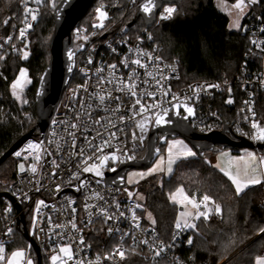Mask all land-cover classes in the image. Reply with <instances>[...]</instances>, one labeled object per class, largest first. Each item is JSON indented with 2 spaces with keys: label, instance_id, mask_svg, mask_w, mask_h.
<instances>
[{
  "label": "built area",
  "instance_id": "built-area-1",
  "mask_svg": "<svg viewBox=\"0 0 264 264\" xmlns=\"http://www.w3.org/2000/svg\"><path fill=\"white\" fill-rule=\"evenodd\" d=\"M60 1L20 2L21 18L13 14L6 20L12 28L0 41V71L11 55L27 49L29 33L43 7L55 9ZM127 1L131 6L138 4V0ZM259 2L245 0L243 6L242 20L246 17V21H241L239 28L248 37L249 49L237 78L223 75L222 79L188 83L183 82L179 63L165 57L151 30L131 35L125 26L108 28L109 7L99 5L91 30L82 31L81 41L87 47L76 64L80 82L68 85L46 131L25 141L15 151L21 152L20 157L12 154L17 175L9 193L15 202L1 196L0 256L5 258L16 229L22 228L38 245L42 262L56 255L58 264H120L130 254H138L165 259L169 264H195L185 253L192 245L189 239L193 241L190 228L177 229L175 225L170 236H163L148 221L144 203L125 196L123 187L109 184L105 178L121 164L140 158L155 118L173 111L177 102L195 105L198 114L191 119V126L200 133L228 127L231 137L264 143L254 138L264 128L259 110L264 104L263 65L256 69L249 64L264 59V15L254 11ZM169 7L175 9L170 18L174 16L177 6L166 4L160 20L170 19L162 18ZM97 9L106 15L101 17ZM137 59L139 65L133 63ZM253 120L258 124L256 129L252 128ZM21 163L23 172L19 170ZM92 164L101 175L95 170L83 171ZM202 202L198 201V210L206 211ZM261 206L264 208V197ZM61 247H69V254L60 252ZM31 249L34 247L28 241L29 255ZM118 250L125 255L121 257Z\"/></svg>",
  "mask_w": 264,
  "mask_h": 264
},
{
  "label": "trees",
  "instance_id": "trees-1",
  "mask_svg": "<svg viewBox=\"0 0 264 264\" xmlns=\"http://www.w3.org/2000/svg\"><path fill=\"white\" fill-rule=\"evenodd\" d=\"M22 0H0V41L12 28V23L5 21L10 15L21 18ZM108 5L111 18L108 28L124 27L131 35L144 29L152 31L156 41L162 45L165 57L177 61L183 73V82L193 80L222 79L223 75L234 80L241 73L245 54L249 49L247 35L242 30L229 28V17L221 11L214 0H161V9L156 20H148L138 4L131 6L127 0H103ZM234 3L237 0H226ZM103 2V3H104ZM95 1L91 10L97 8ZM175 4L174 16L160 20L163 6ZM83 18V22L92 11ZM256 13L264 15V0L254 6ZM54 9L44 6L41 15L28 36L29 56L23 57V51L13 54L2 65L0 71V157L7 152L37 120L35 91L40 75L50 60V38L54 30ZM246 21V17L242 23ZM90 25L92 22H86ZM81 27V26H80ZM79 27V29H80ZM89 31V30H88ZM77 31L74 33V40ZM81 41V39H80ZM76 42V41H75ZM77 43V42H76ZM23 47V44L21 45ZM84 52L77 55V64ZM263 60L250 61L256 69ZM22 66H26L32 78L25 91L26 103L17 100L10 90V85ZM3 73V74H2ZM74 80V82H73ZM80 82L74 72L70 84ZM238 92L240 90L237 89ZM264 98V92H261ZM264 117V104L259 105ZM37 134V133H36ZM164 146V145H163ZM162 146V149H163ZM204 154L181 159L169 177H164L162 184L155 178L144 181L141 190L145 194V215L147 210L154 217V225L160 233L171 235L179 211L177 203L170 198V192L182 186L189 196L197 201L206 194L211 197L214 206L219 205L221 212H213L206 219L201 216L194 219L195 228H190L193 236L192 245L185 253L192 257L195 264H255L257 257L264 256V182L249 185L236 194L235 186L227 175L205 158ZM4 167V168H2ZM17 162L12 156L0 164V193H9L11 184L16 179ZM2 197H0V207ZM1 222V218H0ZM27 244L28 240L22 228H17L14 240L6 248L5 264L8 254L16 247ZM30 256L35 264V251ZM43 264H45L43 259ZM120 264H169L165 259L152 260L138 254L130 256Z\"/></svg>",
  "mask_w": 264,
  "mask_h": 264
},
{
  "label": "water",
  "instance_id": "water-1",
  "mask_svg": "<svg viewBox=\"0 0 264 264\" xmlns=\"http://www.w3.org/2000/svg\"><path fill=\"white\" fill-rule=\"evenodd\" d=\"M95 1L61 0L54 9V30L49 42L50 60L40 75L35 91L36 124L0 157V164L12 156L25 141L36 133H44L49 126L76 70L77 55L87 47L85 42H75L74 33L81 26L83 18L89 13ZM161 5V0H159V5L155 13L152 14V18H146L155 21ZM186 107H191L194 114L188 116L185 111ZM197 114L195 105L188 102H177L174 104L173 111L159 114L163 117V122L157 124L155 122L157 117L155 118L147 137L145 155L142 158L123 163L115 171L107 173L106 182L118 187L126 186L128 171L150 167L161 154L162 146L168 143L169 138L181 137L185 139L201 155L207 150L216 149L218 145L230 148L235 152L245 148L264 151V143L255 144L245 138L229 136L227 134L228 127L210 134L196 131L191 126V119ZM1 196L9 197L15 202L13 196L8 192L0 193ZM16 206L20 208L18 203ZM25 236L34 247L37 264H43L41 251L27 230H25Z\"/></svg>",
  "mask_w": 264,
  "mask_h": 264
},
{
  "label": "rangeland",
  "instance_id": "rangeland-1",
  "mask_svg": "<svg viewBox=\"0 0 264 264\" xmlns=\"http://www.w3.org/2000/svg\"><path fill=\"white\" fill-rule=\"evenodd\" d=\"M214 1L217 7L228 15L229 28L232 30L239 29L237 27H233V24L237 19H239V24L241 25L242 17L244 14V12L241 14L240 10L234 7V5L238 2V0L234 3H230L226 0H214ZM103 2H104L103 0H98L97 7L101 5ZM104 3L106 5H111L112 7V3L110 2H104ZM158 5H159V0H155L154 5L150 4L149 0H138L139 10L144 15H146L147 18H150V19L152 18V14L155 13V11L157 10ZM145 6L150 8L149 13H146L143 11V8ZM95 16H96V9H93L91 15L83 22V25H81L79 31H77L76 33L75 41L77 43L82 42L80 41V39L83 37L82 31L90 30V25L88 27L86 22L87 23L93 22L95 20ZM29 44L30 42H27V45ZM25 53H27V57L29 56V51L24 49L23 51L24 58H25V55H24ZM262 65H263V72H264V59H263ZM21 69L26 70V77L21 78L22 83H23V89L20 92V99H17L16 96L14 95L13 96L20 102L27 103L29 99L25 97V91L27 87L31 84L32 78L26 66H22L20 68L19 72L14 77L12 83L17 78H19V73ZM11 85H10V90H11V93H13V89ZM187 149H191L195 153V155L198 154L196 150L185 139L181 137L169 138L168 143L163 146L161 154L158 156V158L155 160V162L150 167L146 169H132L128 171L127 176H126V186L123 187L124 195L129 198L135 199L139 202H144L145 194L141 190L142 183L150 178H155L159 184H162V180L164 179V177H169L173 173L176 164L181 159L189 158L188 156L185 155V152ZM145 152H146V148L142 150L139 157L142 158L145 155ZM248 153L254 154L255 159L254 160L251 159L247 155ZM241 157H243L244 159L241 160L240 159ZM205 158L208 161H210L212 164H214L217 168H219L221 171H223L224 173L231 172L233 175L236 174L237 168H239L241 172H243L245 168V162H247L248 174L250 176L258 177L261 182L264 181V151H258V150L251 149V148H245L238 152H235L230 148H223L221 145H218L216 149L207 150ZM169 161H172V163L169 164ZM169 168H171V171H169ZM95 171H99V169L97 168ZM129 193H131V196L129 195ZM169 195H170L171 200L177 203V205L179 206L176 223L178 220H181L182 222V219H184V218H181L180 216L181 212L191 213V216L186 217V219L188 220V223H194L193 220L196 219L195 217L198 215L199 212L206 213L207 217L213 212H216L215 206L211 201L202 202L207 207L206 211H200L198 210V207H193V203L189 201L194 202L196 205H198V201L195 198L189 196L185 188L182 186L170 192ZM184 196H187L189 198V201H185ZM173 197L175 199H173ZM201 201H203V199ZM146 217L148 221L154 223V217L149 210H147L146 212ZM17 251H22L24 253L22 257L16 258L18 261V264H27L29 260L32 262V264H35L33 257L28 254L27 244L14 248L8 254L7 259L5 260V264H8V261L10 259H13L12 254ZM0 257H3V255H1ZM4 259L5 258L3 257V260ZM259 259H264V256L257 257L255 260V264H257V261ZM44 262L45 264L53 263V261L50 258L49 259L45 258ZM55 264H58V260L55 262Z\"/></svg>",
  "mask_w": 264,
  "mask_h": 264
},
{
  "label": "snow or ice",
  "instance_id": "snow-or-ice-1",
  "mask_svg": "<svg viewBox=\"0 0 264 264\" xmlns=\"http://www.w3.org/2000/svg\"><path fill=\"white\" fill-rule=\"evenodd\" d=\"M154 2H155V0H149V3L150 4H153L154 5ZM256 2H257V0H251V3H253V4L256 3ZM244 4H245V0H238V2L234 5V7L236 9H239L240 10V13L242 14L243 13V6H244ZM97 11H98V13H99V15L101 17H104L106 15L104 12L100 11L99 9H97ZM143 11L146 12V13H149L150 12V8L147 7V6H145L143 8ZM165 11L167 13V16H164L162 18L167 19V18H170V16L175 11V9L169 7L167 9H165ZM32 19L35 20L36 19V16L35 15H32ZM5 23H7V21H5ZM102 26L103 25H101V27ZM233 27H237V28L240 27L239 19H237L234 22ZM23 34L24 33H23V30H22L21 31V36H23ZM24 55H25V58H27V53H25ZM133 63L139 65L141 62H140L139 59H137V60L133 61ZM113 67H115V66H113ZM25 77H26V70L25 69H21V71L19 73V78H17L12 83V85H11V87L13 89V93L12 94L14 96H16L17 99H20V92L23 89V83H22V79L21 78H25ZM209 87H213V86H209ZM197 91H199V89H197ZM133 94H135V93H133ZM103 99H104V97H101V100H103ZM228 102L231 103V100H229ZM137 103L139 104L140 101L137 100ZM144 110L145 109H144V107L142 105L141 106V111H144ZM185 111L187 112L188 116H191V115L194 114L193 113V109L191 107H186L185 108ZM185 118H187V117H185ZM245 119H248V117H245ZM155 122L157 124L162 123L163 122V117L160 116V115H158ZM73 127H75V125H73ZM141 127H142V125H141ZM257 127H258V124L253 120V122H252V128L253 129H256ZM254 138L255 139H259V140H264V128H261L260 129V132ZM141 139H142V137H141ZM29 147L31 148V145ZM14 155L16 157H20L22 154H21V152L17 151V152L14 153ZM185 155L188 156V157H191V156H194L195 153L191 149H187L186 152H185ZM247 155L251 159H253V160L255 159L254 154L248 153ZM26 158L27 157H25V159ZM113 158H115V157H113ZM89 159H91V157H89ZM103 159H104V161H107L109 159V157L108 156H105ZM240 159L243 160L244 158L241 157ZM171 163H172V161H169V164H171ZM97 167L98 166L96 164H92L90 167H88V166L84 167L83 171L84 172H91L93 170H96ZM19 170L21 172H23L25 170L23 163H21L19 165ZM32 171L33 172L36 171V168L34 166L32 167ZM169 171H171V168H169ZM53 175H55V174H53ZM96 175L99 176V175H101V173L99 171H96ZM225 175H227L229 177V179L232 181V183L235 185V191H236V194L237 195H239L241 193V191L243 190L244 187H247L249 185L259 184L261 182L258 177L250 176L248 174V171H247V162H245V168H244V171L243 172H241V170L239 168H237V171H236V174L235 175H233L231 172H226ZM77 178H78V176H77ZM57 187H59V186H57ZM129 195L131 196V193H129ZM173 199H175V198L173 197ZM202 199H203V202H209V201H211V197L208 196V195H206V194L203 196ZM184 200L185 201H189V198L187 196H184ZM189 202L193 203V207H198V205H196L194 202H192V201H189ZM40 203L42 204L43 201H41ZM138 207H139V205H138ZM215 210H216L217 213H220L221 212L220 206L219 205H216L215 206ZM180 216H181V218H184V219H182V222H181V220H178L177 221V223H176V228L177 229H180L182 226L185 227V228H195L196 227L194 223H188V220L186 219V217L191 216V213L181 212L180 213ZM201 216H203L205 219L207 218L206 213H204V212H199L198 215L195 218L196 219H199ZM111 218L112 217H108V219H111ZM34 222H35V218H34ZM73 227H75V225H73ZM9 231H11V229H9ZM260 231L261 232H264V228L260 229ZM188 243L189 244L192 243L191 239H189ZM2 251H3V249L0 248V252H2ZM59 251L62 252V253H64V254H66V255H68L69 252H70V249H69V247H61L59 249ZM160 251H163V249H161ZM118 253H119V255L121 257H123L125 255V253L123 251H120V250H118ZM156 254L159 255L160 252L158 251ZM12 255H13V259H10L8 261V264H18V261H17L16 258L22 257L24 255V253L22 251H17L15 253H13ZM68 258L71 259V256L69 255ZM0 259H3V257H0ZM51 259L53 261V264H55V262L59 259V256L54 255V256L51 257ZM27 264H32V262L29 260L27 262ZM257 264H264V259H259L257 261Z\"/></svg>",
  "mask_w": 264,
  "mask_h": 264
},
{
  "label": "crops",
  "instance_id": "crops-1",
  "mask_svg": "<svg viewBox=\"0 0 264 264\" xmlns=\"http://www.w3.org/2000/svg\"><path fill=\"white\" fill-rule=\"evenodd\" d=\"M262 182H264V181H262ZM262 182H260V183H262ZM244 188H245V187H244ZM244 188H243V189H244Z\"/></svg>",
  "mask_w": 264,
  "mask_h": 264
}]
</instances>
